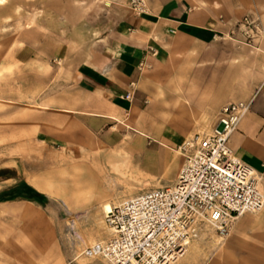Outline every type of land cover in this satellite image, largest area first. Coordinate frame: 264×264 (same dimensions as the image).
Masks as SVG:
<instances>
[{"label":"crops","instance_id":"1","mask_svg":"<svg viewBox=\"0 0 264 264\" xmlns=\"http://www.w3.org/2000/svg\"><path fill=\"white\" fill-rule=\"evenodd\" d=\"M34 1V23L24 26L19 45L52 67V84L62 74L73 86L51 84L35 96V108H15L27 119H4L41 151L32 166L25 162L30 169L22 159L0 169V195L34 197L0 202V264H107L81 256L100 238L81 239L80 253L64 246L58 203L74 232L97 226L105 205L150 191L155 177L154 189L172 186L183 160L172 166L165 150L209 133L230 104H250L229 147L260 177L264 193V0H144L142 16L130 10L131 0H44L46 9ZM245 18L261 29L251 44L237 27ZM216 244L210 264H264V209L234 220Z\"/></svg>","mask_w":264,"mask_h":264},{"label":"built area","instance_id":"2","mask_svg":"<svg viewBox=\"0 0 264 264\" xmlns=\"http://www.w3.org/2000/svg\"><path fill=\"white\" fill-rule=\"evenodd\" d=\"M129 7L137 16L147 13L144 0H131ZM237 27L246 44L261 34L256 20L245 18ZM249 107L246 103L223 107L209 133L185 140L178 149L183 162L175 184L112 208L103 219L110 237L87 246L81 256L107 264H177L203 228L225 237L234 220L260 213L264 209L260 177L229 147Z\"/></svg>","mask_w":264,"mask_h":264},{"label":"rangeland","instance_id":"3","mask_svg":"<svg viewBox=\"0 0 264 264\" xmlns=\"http://www.w3.org/2000/svg\"><path fill=\"white\" fill-rule=\"evenodd\" d=\"M2 2L3 0H0V4ZM15 2V0H12L10 3H5V7L0 8V169L9 165L11 162L20 161V159L23 160L26 167L28 165H26L27 163L25 162H29L28 164L32 166L34 154L41 151L35 146L34 139L24 128H20L24 129L23 133H20V131H18L19 126H4V119H8V117H17V120L27 119L28 114L15 115V108H35L37 104H40L41 99H36L35 96L39 91L45 89V87L51 86V77L53 73L52 67L40 65V57H38L33 49L19 45V38L24 31V26L27 23H34V20L30 19V14L34 15L35 12L38 11L36 7L37 4L34 0H25L22 3ZM40 5L42 9H46V6L50 5V3H46L43 0V3L38 4V6ZM14 11L24 13V15L26 14V18H19L18 14L16 15ZM44 21L47 26H50V20ZM54 77L53 86L64 89L72 88L73 85L68 83L66 75L59 74L58 77L56 75ZM15 133L17 135H15ZM164 133L169 134L168 132ZM170 134H177V132H170ZM156 147L157 146L149 145L148 150H156ZM168 148L170 150H165L166 155L170 160L172 159L171 165L175 166L181 161L182 157L176 153L178 147L171 146ZM136 160L140 166L144 167L145 163L142 161L143 159L141 157ZM30 167L28 166L27 168L30 169ZM171 170H173V168ZM153 171L155 175H158L161 168H156L155 166ZM122 175L130 176V173L123 172ZM139 175L138 188L141 190L143 182L141 170ZM169 178L170 174H167L161 179V182L163 183ZM159 183L160 179L155 177L150 181L149 185L144 186L146 189L152 190L156 188ZM58 204L59 211H56L58 213L57 221L59 223L60 235L63 234L62 243L64 246H68L69 244L71 248L74 247V252L80 253L84 245L87 244L81 242V239L100 238V241L95 242H101L110 237V232L107 228L105 229L103 218L98 222L97 226L82 227L79 228V230L75 227L73 232L71 229L72 224L68 222V216L64 211L63 204L61 202ZM229 232L230 228L228 234ZM227 236L220 237L214 229L210 227L203 228L201 237L190 244L188 253L184 259L177 264H210L211 259L216 254V242L223 240ZM93 243L94 242L90 244Z\"/></svg>","mask_w":264,"mask_h":264},{"label":"trees","instance_id":"4","mask_svg":"<svg viewBox=\"0 0 264 264\" xmlns=\"http://www.w3.org/2000/svg\"><path fill=\"white\" fill-rule=\"evenodd\" d=\"M23 189H28L24 184H22ZM15 198H22L26 200H33L34 197L30 195H24V194H18V195H13L11 197H7L5 194L0 195V202L9 200V199H15Z\"/></svg>","mask_w":264,"mask_h":264},{"label":"bare ground","instance_id":"5","mask_svg":"<svg viewBox=\"0 0 264 264\" xmlns=\"http://www.w3.org/2000/svg\"><path fill=\"white\" fill-rule=\"evenodd\" d=\"M103 210H104L105 213H109L111 211V207L109 205H105Z\"/></svg>","mask_w":264,"mask_h":264}]
</instances>
